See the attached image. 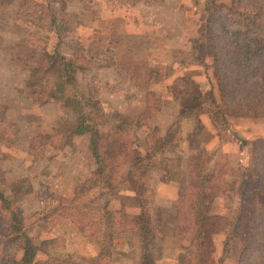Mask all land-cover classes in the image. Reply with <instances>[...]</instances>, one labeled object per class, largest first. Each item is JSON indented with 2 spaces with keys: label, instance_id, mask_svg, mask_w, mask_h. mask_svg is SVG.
I'll use <instances>...</instances> for the list:
<instances>
[{
  "label": "rangeland",
  "instance_id": "374dc122",
  "mask_svg": "<svg viewBox=\"0 0 264 264\" xmlns=\"http://www.w3.org/2000/svg\"><path fill=\"white\" fill-rule=\"evenodd\" d=\"M206 1H67L66 9L76 15V20H71L75 32L69 38L78 40L84 47L82 55L86 69L77 71L78 87L88 99L96 98L103 103L108 112L106 130L115 129L112 122L115 123L116 119L111 117L114 111L127 116L133 122L129 127L133 132L136 130L140 138L139 147L145 150L147 133L153 129L163 132L178 114L182 100L173 94L172 85L179 73H189L200 80L203 87L212 88L220 99L215 80L210 83L206 79V75L212 76L213 72L209 47L205 44L202 49L205 66L195 65L193 61H197L200 53L196 51L194 57L190 51L192 39L202 25L201 11ZM22 2L11 0L0 10V188L10 197L13 205L21 208L25 223L30 226V234L40 231L37 241L57 236L59 240L56 244H48V249L64 256L75 252L77 258L91 263L98 257L100 249L96 239L98 234L78 225L73 217H80L83 208L91 209L92 206L98 212L103 209L104 203L109 207L126 204L128 211L135 215L133 205L137 204V200L126 196L129 194V183L122 187V194L112 201L107 200L110 191L106 194L108 189L102 188V184L85 192L88 187L85 181L91 176L96 163L88 148V137L69 136L76 125L75 112L55 100L41 104L29 97L32 74L37 72L35 78L55 81L61 77L63 67L61 61L51 56L57 50L58 36L39 21L41 12L38 9L42 8ZM69 44L64 42L59 50L76 59V48L72 42ZM148 104H158V109L154 115L147 117L146 125L138 127L135 123L148 111ZM230 118L234 135L247 131L249 125L239 123L244 119L257 121L260 132L264 128V116ZM207 123V120L201 123L199 118L194 121L186 119L182 123L177 140L171 146V151L178 156L172 165L170 181L173 179L181 184L184 179L182 163L190 153V142L208 140ZM258 130L256 132L260 134ZM67 138L73 139V144H65ZM221 138L216 136L208 147L218 154H226L220 147ZM229 139L225 137L224 141ZM257 140L249 146L241 144L245 150L243 153L232 142L227 152L232 155L233 162L242 157L246 164L251 159ZM125 170V166L120 167V177L125 176ZM148 180L155 190V201L160 209L156 249L163 252L167 245L166 252L172 254L175 250L172 244L177 246L179 238L183 237V233L177 235L174 232V214L179 210L177 212L184 216L187 208L182 204L177 208V200L165 198L164 193L158 197L159 182H169L162 179L161 172L151 171ZM102 191V198L87 206L86 203ZM166 195L171 196L170 193ZM236 207L238 198L230 196L219 199L214 209L229 213ZM54 208H59V211L49 214ZM241 228L244 235V231H248L247 223ZM170 231L177 237H173ZM122 233L116 234L113 259L106 264L135 262L140 248L139 237L135 232H128L125 236ZM118 235L123 237L118 238ZM243 245L235 247L227 264H237ZM38 256L45 258L47 254L40 252Z\"/></svg>",
  "mask_w": 264,
  "mask_h": 264
},
{
  "label": "trees",
  "instance_id": "16d2710c",
  "mask_svg": "<svg viewBox=\"0 0 264 264\" xmlns=\"http://www.w3.org/2000/svg\"><path fill=\"white\" fill-rule=\"evenodd\" d=\"M67 1L22 2L42 8L38 9L41 12L39 21L58 36L57 50L51 56L61 61L63 67L61 77L55 81L35 78L37 72L33 71L29 97L41 104L55 100L75 112L76 125L69 136H87L88 148L96 163L85 181L88 185L85 192L104 185L102 188L108 189L106 194L110 191L106 199L112 201L129 183L127 189L133 192L139 213L136 216L131 214L124 204L109 207L104 203L98 212L92 206L91 209L83 208L80 217H73L78 225L98 234V257L90 263L87 259L77 258L75 252L64 256L48 249V244H56L59 240L57 236L37 241L40 231L30 234V226L26 225L21 208L13 205L0 188V264H106L113 259V243L119 232H135L139 237V254L133 264H157L160 255L156 249L160 230L157 215L160 209L148 176L155 171L161 172L162 179H171L172 165L178 156L171 151L172 143L176 142L182 123L197 118L201 123L208 121L209 138L202 143L190 142V153L182 163L184 179L178 190L177 208L184 205L187 210L184 216L177 212L179 210L175 211L174 232L177 235L183 233L189 241L184 254L180 255L179 264H225L236 238L247 178L237 161L233 162L227 153L212 151L208 142L214 134L221 136V141L225 137H230L229 141L236 140L230 117L264 116V0L205 2L201 11L202 25L192 39L190 51L194 57L199 51L198 59L193 63L205 66L202 49L205 44L209 47L213 72L212 76L203 74L208 82L215 80L220 99L212 88L203 87L204 84L189 73H179L172 85L173 94L182 100L178 114L163 132L153 129L147 133L145 150L139 147L140 138L136 130L133 132L129 127L133 122L127 116L114 111L110 116L116 119L115 123L112 122L115 129L106 130L108 112L103 103L96 98L88 99L79 89L77 71L86 69L82 55L84 47L78 40L69 38L75 32L71 20H76V15L66 9ZM10 2L0 0V10ZM64 42L73 43L76 59H71L67 52L61 53L59 47ZM146 107L148 111L135 123L138 127L147 124V117L155 114L158 104ZM72 140L67 138L65 144H73ZM241 144L243 147L247 145L246 140ZM253 147L251 162L258 172L260 197L250 212L248 235L237 264H264V140L258 139ZM121 166L126 168L124 177L119 175ZM102 195L103 191L86 203L87 206L100 200ZM230 196L238 198L236 209L229 213L214 209L219 198ZM58 211L59 208H54L49 214ZM40 252L47 256L40 258Z\"/></svg>",
  "mask_w": 264,
  "mask_h": 264
},
{
  "label": "crops",
  "instance_id": "0c3cea01",
  "mask_svg": "<svg viewBox=\"0 0 264 264\" xmlns=\"http://www.w3.org/2000/svg\"><path fill=\"white\" fill-rule=\"evenodd\" d=\"M194 33H192V34L194 35ZM189 36H191V35H189ZM244 118L245 117H243V119ZM239 123L240 124H242V123L246 124L247 123L249 125L248 128H247V131H244L243 133H240V134L236 133L238 135V136L235 135L236 136V140L222 141L221 145H220V147L222 149V152L225 151L230 157L232 155L229 152H227V151H230V148L232 147L231 146L232 142H235L237 144V146H238V149H240V152L243 150L242 151V153H243L245 150L243 148H241V145H240V142L238 141V139H241V142H242V140H246V144L248 146L251 143L254 144V140L255 139H263L264 140V128L262 129V132H260L257 129L259 127L258 126L259 123L257 121H253V120L252 121H248V120L244 119V120H240ZM207 124H209V123H207ZM257 130L260 132V134H258L256 132ZM252 132H253V134H252ZM216 136H218V135L214 134L212 136V138L210 139V141L212 139H214ZM227 142H229V143H227ZM247 145H245V146H247ZM238 159L239 160H236L238 162L237 164L239 165V167L242 168L243 172L246 174L247 186H246V189H245V192H244V197H243L244 206H243L242 214L240 216V221H239V224H238V230L236 232V238H235V240H234V242L232 244V249H231L230 256L227 258V261H226L225 264H227L228 260L231 259V256H233V254H234L233 251L235 250V247H237L239 245L242 246L243 242L246 240V237L248 235V231L246 229V231H244V235H242L243 231H242L241 225L242 224L245 225L246 223L248 225L250 212H251V210L253 208L254 203L260 197L259 187H258V180H259L258 172H257L256 168L253 166V163L251 162L252 159L247 161L246 164H244V161H243L242 157L238 158ZM166 181H169V182H161V183L159 182V184L157 186L158 187V191H157L158 197H159V194L164 193L165 194V198H170L172 201L177 200L180 183H178V181L177 182L173 181V179L171 181L170 180H166ZM171 182H173V183H171ZM128 193L129 194H126V196H133V192L131 190H129V189H128ZM166 193H170L171 196H167ZM156 199H157V195H156ZM219 199H221V198H219ZM128 207L129 206L126 205L127 209H128ZM133 207H135L134 209H136V214H138L139 213V208H138L137 204H134ZM170 232H172V231H170ZM159 233H160V231L158 232V235H159ZM124 234H129V233L128 232H123L121 235H124ZM158 235H157V238H156V244H157V241H158ZM172 235H173V237H177V235L175 233H173V232H172ZM120 237H123V236L118 235V238H120ZM179 239H180L179 240L180 243L177 244V246L172 244L174 246V248H175L174 252L172 251V254H169V252H166V249L168 248L167 245H166V247H165L163 252L158 250L160 252L159 253L160 255H159V258L157 260V264H179L180 255H183L182 253L185 252L186 244L189 241V239L187 237H184V236L179 238ZM169 245H171V244H169ZM241 249H242V247H241ZM241 249H240V251H241Z\"/></svg>",
  "mask_w": 264,
  "mask_h": 264
}]
</instances>
